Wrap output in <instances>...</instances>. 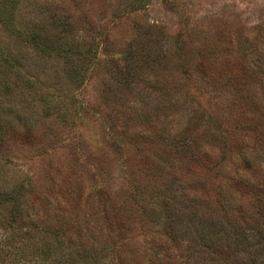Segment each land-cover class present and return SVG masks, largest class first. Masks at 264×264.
<instances>
[{"label":"rangeland","instance_id":"obj_1","mask_svg":"<svg viewBox=\"0 0 264 264\" xmlns=\"http://www.w3.org/2000/svg\"><path fill=\"white\" fill-rule=\"evenodd\" d=\"M16 6L12 31L0 26V41L23 65L17 71L42 84L15 88L22 96L0 93L5 103L22 110L26 124L22 139H7L12 162L0 157V185L33 187L36 208L44 210L48 201L75 217L97 208L99 189L121 200L128 197L126 180L158 158L154 147L169 148L187 117L200 108L186 103V91L176 89L179 62L191 72L190 93L225 122L233 118L229 104L237 94L249 104L263 100L261 110L246 109L247 118L264 112V97L259 98L264 85L248 98L243 83L228 92L225 79L216 74L208 92L203 90L208 77L196 72L202 61L214 67L226 56L239 63H254L259 52L264 58V0H17ZM30 34L40 36L46 54L20 41ZM59 48L69 55L61 56ZM87 50L94 55H83ZM173 50L183 59L173 58ZM72 64L79 65L80 77L69 76ZM175 101L180 108L173 116ZM208 130L212 135L204 142H213L219 131L214 125ZM243 135H228L233 147L224 169L230 174L239 162L235 150L244 145ZM245 145L257 146L252 137ZM69 181L79 200L59 206L56 199ZM154 234L138 235V243Z\"/></svg>","mask_w":264,"mask_h":264},{"label":"trees","instance_id":"obj_2","mask_svg":"<svg viewBox=\"0 0 264 264\" xmlns=\"http://www.w3.org/2000/svg\"><path fill=\"white\" fill-rule=\"evenodd\" d=\"M16 5L17 0H0V26L6 32L12 31ZM40 39L30 34L27 41H20L38 55L46 54L47 45ZM57 50L61 56L69 55V50ZM91 54L87 50L83 55ZM262 55L259 52L254 63H239L238 58L228 56L214 67L202 61L196 72L208 77L203 90L209 92L216 74H221L228 92L243 83L246 90L239 91L251 98V91L263 89ZM172 56L183 59L175 56V50ZM15 57L0 41V93L7 97L22 96L15 88L42 84L21 72L24 67ZM72 65L69 76L80 77L79 65ZM178 70L182 77L176 89L186 91V103L200 108L171 136L169 148L154 147L158 158L126 180L128 197L124 200L99 189L97 208L91 214L71 217L66 207L53 209L48 201L44 210L36 208L38 197L23 182L11 188L0 185V264H264V112L250 119L246 115L247 108L261 110L263 100L249 104L245 95L237 94L229 104L233 118L225 122L215 110L201 107L197 95L190 93L186 79L191 72L184 63L179 62ZM177 104L172 105L173 116L179 113ZM21 113L0 99V157L8 163L12 161L7 157V139L24 136ZM209 125L220 135L204 142L212 135ZM232 133H243L240 141L244 145H237L239 162L230 174L224 168L233 147L228 138ZM247 137L257 146L248 149ZM71 184L62 186L57 205L78 202ZM144 234L155 238L138 243V235Z\"/></svg>","mask_w":264,"mask_h":264}]
</instances>
